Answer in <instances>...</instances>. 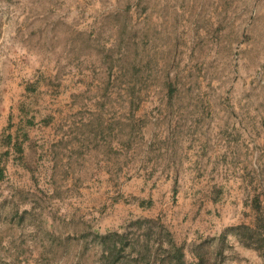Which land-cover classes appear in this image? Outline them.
<instances>
[{
	"label": "rangeland",
	"instance_id": "rangeland-1",
	"mask_svg": "<svg viewBox=\"0 0 264 264\" xmlns=\"http://www.w3.org/2000/svg\"><path fill=\"white\" fill-rule=\"evenodd\" d=\"M26 1L0 0V13L3 4ZM31 51L41 55L31 109L73 98L66 114L86 117L85 131L99 137L98 153L76 167L4 166L6 179L34 181L25 193L38 212L49 211L56 231L67 226V264H193L166 230L157 229L163 243L156 241L154 223L93 228L107 204L81 210L74 195L82 182L86 195L173 154L186 158L195 132L264 129V0H31ZM39 81L55 89L41 90ZM65 87L74 90L65 96ZM62 180L66 203L57 196ZM46 221L23 220L21 239L25 246L46 239L49 258L54 228ZM199 253L197 264H214L205 244Z\"/></svg>",
	"mask_w": 264,
	"mask_h": 264
},
{
	"label": "crops",
	"instance_id": "crops-1",
	"mask_svg": "<svg viewBox=\"0 0 264 264\" xmlns=\"http://www.w3.org/2000/svg\"><path fill=\"white\" fill-rule=\"evenodd\" d=\"M32 53L31 0L3 4L0 13V264H43V261H47L44 264H67V226L64 223L62 231L60 224L56 231L49 211L38 212L32 207L31 193H25L33 191L34 181L6 179L4 166L22 171L33 169L37 164L49 170L76 167L84 163V156L98 153L99 137L94 140L92 129L85 131L86 117L66 114L68 107L77 105L73 98L63 97L48 105L46 100L43 105L34 106L37 109H31V81L38 78L34 73L41 64V55ZM55 73L53 70L46 75L53 80ZM39 83L37 87L41 90L55 89L48 83ZM64 90L67 96V90L74 89L65 87ZM250 129L244 126L237 132L222 129L205 135L195 132L193 139L189 138L186 158L173 154L160 167L150 166L134 175L129 173L120 179L118 186H114L115 180L108 179L102 182V188H91L86 195L82 182L81 193L74 195L75 202L81 210L85 203L91 207L107 204V212L93 228L154 223L156 241L163 243L157 229L166 230L171 241L180 246L182 257L193 264L200 259L203 244L213 256V262L215 259L214 264H264V129ZM26 155L31 157L29 164L22 158ZM16 156H20V162ZM62 183L63 194L60 191L57 196L60 203H66L68 184L63 180ZM61 212L60 207V221H66V209L65 214ZM29 216L47 220L45 225L54 228H48L53 232L49 240L53 253H48L49 258L45 254L49 247L46 239L40 244L27 241L28 246L22 241L23 220Z\"/></svg>",
	"mask_w": 264,
	"mask_h": 264
}]
</instances>
